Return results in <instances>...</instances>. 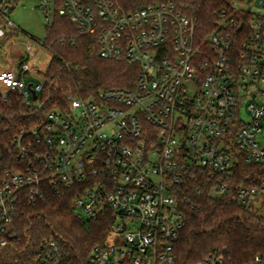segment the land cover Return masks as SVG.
<instances>
[{
	"label": "built area",
	"instance_id": "2783aa9c",
	"mask_svg": "<svg viewBox=\"0 0 264 264\" xmlns=\"http://www.w3.org/2000/svg\"><path fill=\"white\" fill-rule=\"evenodd\" d=\"M20 1L0 0V50L18 36L8 38ZM38 1L47 24L67 18L102 59L136 76L130 87L69 94L66 108L40 116L45 80L33 44L20 69L0 72V105L17 95L33 118L0 150V264H67L65 239L18 229L26 208L66 194L87 222L113 217L87 264H176L186 210L202 211L203 192L259 213L264 176L249 185L238 171L264 165V0H230L203 39L173 2L124 11L115 0ZM199 264L233 263L214 250Z\"/></svg>",
	"mask_w": 264,
	"mask_h": 264
},
{
	"label": "trees",
	"instance_id": "16d2710c",
	"mask_svg": "<svg viewBox=\"0 0 264 264\" xmlns=\"http://www.w3.org/2000/svg\"><path fill=\"white\" fill-rule=\"evenodd\" d=\"M124 11L155 3L173 2L195 23L200 39L215 31L217 12L228 9V0H115ZM13 9L12 11H14ZM18 30L8 34L16 36ZM45 49L51 54L43 72L44 90L40 95L45 116L57 108L67 107V96L89 98L109 88L130 87L135 69L123 62L100 57L97 41L79 32L67 18L55 14L47 24ZM22 59L17 66L20 69ZM0 125V150L9 151L10 140L21 129L28 128V107L17 95L11 96ZM241 178L253 184L257 175L264 176V165H243ZM202 211L186 210V223L175 245L176 264H199L214 250H227L233 264H248L256 255H264V215L246 210L228 200L210 197L203 192ZM113 226L108 215L96 222H87L75 212L73 195L53 197L47 205L26 208L20 214L19 232L27 231L31 238L59 236L68 242L67 264H87L92 249L103 244Z\"/></svg>",
	"mask_w": 264,
	"mask_h": 264
},
{
	"label": "rangeland",
	"instance_id": "374dc122",
	"mask_svg": "<svg viewBox=\"0 0 264 264\" xmlns=\"http://www.w3.org/2000/svg\"><path fill=\"white\" fill-rule=\"evenodd\" d=\"M244 7L257 10L254 6L245 5ZM11 19L18 29V36L14 42L0 50V72L17 69L27 43H32L34 47L31 53L36 56L33 63L40 71L45 72L50 63L51 54L46 49L37 51L35 45V43L44 42L47 28L46 17L40 8L39 1L21 0L13 11ZM2 90L6 91L5 88ZM255 209H259V214L264 215V207L260 209V206L256 205Z\"/></svg>",
	"mask_w": 264,
	"mask_h": 264
},
{
	"label": "water",
	"instance_id": "95a60500",
	"mask_svg": "<svg viewBox=\"0 0 264 264\" xmlns=\"http://www.w3.org/2000/svg\"><path fill=\"white\" fill-rule=\"evenodd\" d=\"M34 97H35V99L37 98L36 95Z\"/></svg>",
	"mask_w": 264,
	"mask_h": 264
}]
</instances>
